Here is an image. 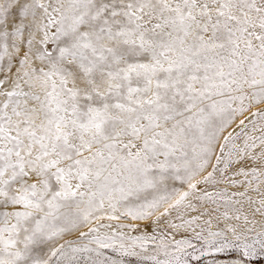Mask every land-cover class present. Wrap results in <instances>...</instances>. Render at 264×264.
I'll list each match as a JSON object with an SVG mask.
<instances>
[{
  "label": "snow or ice",
  "instance_id": "obj_1",
  "mask_svg": "<svg viewBox=\"0 0 264 264\" xmlns=\"http://www.w3.org/2000/svg\"><path fill=\"white\" fill-rule=\"evenodd\" d=\"M261 185L264 0H0V264H259Z\"/></svg>",
  "mask_w": 264,
  "mask_h": 264
},
{
  "label": "rangeland",
  "instance_id": "obj_2",
  "mask_svg": "<svg viewBox=\"0 0 264 264\" xmlns=\"http://www.w3.org/2000/svg\"><path fill=\"white\" fill-rule=\"evenodd\" d=\"M255 110V109H253ZM243 117H241L242 119ZM238 123V121H237ZM235 127V125L233 126ZM259 133H257L258 135ZM258 151V150H257ZM208 171H211V168L208 169ZM207 173H205L206 175ZM229 175H231V173H229ZM220 178V177H218ZM234 179L240 181V180H243L244 178L243 177H233ZM220 179H226V177L224 178H220ZM179 187V185H177ZM253 187H255V182L253 184ZM247 188V185L244 184V185H236V186H233L231 185L230 183H226V182H221L215 186H210L209 187V191H215V190H220V191H224L226 192V196L227 195H231L232 192H237V191H245V189ZM261 192H264V185H261ZM248 195L251 196L254 200H259L261 198V195L259 192H256V191H252V190H249L248 191ZM233 199H244L246 200V197L245 198H241V197H233ZM237 207H239V205H236ZM208 207H214L213 205H208ZM203 210V209H201ZM248 208H247V205H245V208H244V211H247ZM221 211H223V205L221 204ZM196 213H192V215H195ZM175 214H173V218H174ZM103 223H111L113 225V228L111 230H108V229H101L102 232H105V231H116V230H119V231H125V232H128L129 230L128 229H121L119 228V225L120 224H127L129 223L130 221H127V220H123L121 219L120 221H102ZM176 222H179V221H176ZM134 223H139L141 225H143L144 222H134ZM86 230V229H85ZM151 229H149L150 231ZM131 235H139L140 234V231L137 230L136 232H131L130 233ZM184 235H187V233H184ZM177 239L181 238V236L178 234ZM208 261L210 262L211 261V257L207 258ZM259 264H264V260L260 261Z\"/></svg>",
  "mask_w": 264,
  "mask_h": 264
}]
</instances>
